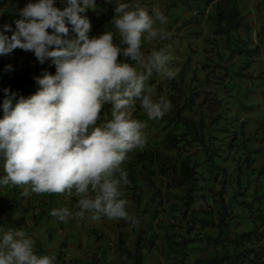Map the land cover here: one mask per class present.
Returning a JSON list of instances; mask_svg holds the SVG:
<instances>
[{
  "label": "clouds",
  "instance_id": "obj_1",
  "mask_svg": "<svg viewBox=\"0 0 264 264\" xmlns=\"http://www.w3.org/2000/svg\"><path fill=\"white\" fill-rule=\"evenodd\" d=\"M55 3L29 0L18 10L14 30L7 23L0 26V56L19 48L31 51L41 65L55 67L54 74L43 70L33 77L38 87L28 97L17 99L16 92L3 89L0 188L19 187L23 197H77L73 209L51 211L61 222L107 218L135 226L138 220L129 213L131 202L123 191L129 180L122 164L146 143V123L133 118L137 103L149 120L161 119L172 108L167 98L154 97L146 83L153 72L174 79L180 68L164 49L148 55L141 50L144 42L167 37L162 27L167 17L159 7L150 14L136 0H105L115 4L116 43L111 31L89 37L91 23L84 14L97 8L96 0H64L63 10ZM105 105L111 106V119L98 125ZM34 246L24 229L0 228V264H56L54 254L38 255Z\"/></svg>",
  "mask_w": 264,
  "mask_h": 264
},
{
  "label": "rangeland",
  "instance_id": "obj_2",
  "mask_svg": "<svg viewBox=\"0 0 264 264\" xmlns=\"http://www.w3.org/2000/svg\"><path fill=\"white\" fill-rule=\"evenodd\" d=\"M0 1L1 25L7 20L5 15L11 14L13 20L19 19L18 10L29 2V0ZM206 1L208 0H136L142 7L148 9L150 14L153 7H159L168 21L162 26L167 37L146 41L142 44L141 50L148 55L153 50L164 49L173 57V65L180 68L175 78L180 97L176 100L174 113L188 118L193 116L196 119L202 114L206 116L204 127L200 131L204 136L205 150L197 158L196 166L197 183L204 186V189L199 188L196 191L198 201H194V206L200 207L199 204H202L213 208L215 203L211 201V197H216L214 194L218 189V184L214 181L216 178L226 186L225 197L235 211V216L230 219L231 223L227 220L230 230L240 234L253 233L264 224V0H249L253 2V7L240 9V25L236 20H221L228 26L229 37L223 49L225 54L209 59L207 67L203 70L197 65L206 62L205 59L192 58L191 50L197 49L200 37H208L211 34V30L219 21L220 12H223L215 7L208 17ZM96 5L94 11L88 10L84 14L91 23L89 37H98L105 31H111L114 33V42L118 43L120 37L114 27L113 17L115 4L96 0ZM55 6L63 10L66 4L64 0H56ZM231 12L228 10V14ZM12 27L14 30L15 25ZM48 31L51 32V29ZM73 36L74 34L70 32L69 37ZM5 57H8V61L4 64L14 66L8 71L10 77L8 88L10 92L17 93V99L36 92L38 86L35 84L34 76L40 75L43 70L55 73L54 66H50L48 62L41 65L31 51L17 48ZM3 58L0 56L1 64ZM122 59V56H118V60ZM18 68L21 73L27 72L31 80L25 78L22 81H14L13 79H17L14 70ZM229 76L232 78L229 79ZM166 80L167 78L161 74L153 72L146 87L154 97L163 96L169 100L170 94L174 92L171 91V87L175 84L166 87L164 83ZM154 84L162 87L156 90ZM2 117L3 109L0 108V118ZM168 118L162 122H167ZM107 119H111L110 105H105L102 109L98 125ZM153 122L154 120L150 121L147 118L146 128H151L155 124ZM2 174L0 169V175ZM134 181L135 185H141L138 177ZM22 191L23 189L11 185L0 188V228L24 229L35 241L34 251L38 255L54 254L56 264H80L79 253L97 255L99 264H113L116 261L119 263L116 258L119 256L118 250L113 253L111 242L118 238L117 228L122 230V238L127 240L128 235L124 230L126 222L107 218H101L99 222L78 221L74 218L61 222L50 215L51 211L59 207L73 209L77 197H66L62 194H32L23 197ZM145 202L143 201L142 205L145 206ZM130 206L128 209L134 212L135 209H131ZM218 216L214 222L217 225ZM225 230L220 227L216 235H211L212 233L208 231L201 232L208 236L207 241L205 237L197 239L194 244H189L187 251L180 250L181 260L189 264L196 258V255L193 256L194 252L201 253L191 246L202 249L201 244L212 241L211 238L218 236V231L220 235L221 232L224 234ZM176 235L181 238L180 233ZM259 242L256 251L264 252V236ZM184 252L188 256L183 254Z\"/></svg>",
  "mask_w": 264,
  "mask_h": 264
},
{
  "label": "crops",
  "instance_id": "obj_3",
  "mask_svg": "<svg viewBox=\"0 0 264 264\" xmlns=\"http://www.w3.org/2000/svg\"><path fill=\"white\" fill-rule=\"evenodd\" d=\"M252 3L253 2L249 0H208L205 2V9L208 17H210L209 13L215 7L219 10H223V12H220L219 21L217 22V25L214 26V29L211 30V34L208 37H200V40H198L200 41V44L197 46V49L195 51L191 50L192 58L202 57L206 61L198 64L197 67L204 70L208 65L209 59H213L214 56L219 54H225L223 49H225V42L229 37L228 26L224 25L221 20H236L240 25V9H245L248 6L252 8L254 5ZM228 10L232 12L228 14ZM6 23L13 25L12 21ZM200 52L202 54H200ZM7 61L8 60L2 62L3 66L7 65L4 64ZM14 75H16L18 79L22 75L27 76L28 73H21V70L18 68L17 70H14ZM29 77L30 76L28 75L26 79ZM231 78L232 76H229V79ZM168 80L169 79L164 82L166 87H168ZM206 80H208V77ZM169 81H172L169 83V87L170 84L173 85L177 83L175 78ZM3 87H0V92L3 91ZM158 87L162 86L156 84L154 89L157 90ZM0 101H2L1 93ZM138 105L139 103H137L133 118L146 122L147 116ZM159 121L160 119L154 120L153 123L155 124L151 128L147 129V127L143 130L146 137L144 147L129 152L126 161L122 164V168L127 172L129 180V184L123 188L124 195L125 198L131 202V209H135L134 212H138L139 226L136 227L131 224L125 227V233L128 235L127 240L122 238V230L119 228L116 229L119 231L118 238L111 242V248L113 253L118 250L119 256H116L119 260L118 264H134V257L137 254L141 256L139 264H185L180 258V250L187 251L188 247L194 244V241L197 239H203L206 237L207 241V235H203L201 232L208 231L209 233H212H210L211 235H216V232L220 227H223L226 230L224 234L221 232L220 235V231H218V241L214 239L216 237L211 238L212 241L201 244L202 249H200V247L191 246L192 249L196 248L200 250L201 253L194 252L193 256L196 255V258L189 264H197L200 261L205 262L214 257H223L226 254L231 256L241 249L245 255L242 258L243 260L245 259V261H249L252 259L250 264H264V252L256 251L258 243H260L259 240L264 236V224L256 228L253 233L251 232L249 238H244L242 242H237L236 244L233 238L244 234V232L241 234L239 232H234L230 230V227L227 224V220L230 221L231 217L235 216V211L234 208L230 207L228 204L227 197H225L226 186L223 183L218 182L216 178L214 179L218 184V189L214 191L216 197H211V201L215 203L213 208L202 204H199L200 207L194 206V201H198V195L195 192L189 206L184 205L187 197H189L186 193V189H184L185 187L175 186L172 181L167 180V178L163 176L161 169L162 162L164 161L162 138L168 129L164 130L162 124H159ZM152 144L154 152L153 162L150 164V167H147L146 160L141 161V157L137 156V153H141L143 149L147 147H152ZM188 148L189 147H186L185 149L188 150ZM200 149H202V146L197 145L196 147L189 148V152H194L195 150ZM171 154L172 153H170V155ZM136 177L141 180V185H135L134 179H136ZM216 177H218V173H216ZM198 185H200V187L198 186L199 188L204 189V186L201 184ZM163 197L169 198L163 200ZM143 201H146L145 206L147 208L142 205ZM147 203L150 204L147 205ZM166 207L169 209H172L173 207V212H169ZM199 208H203L205 211H210V213L206 212L207 214H204L203 216V212H198L197 209ZM129 209V213L133 216L135 213L133 210ZM185 210L186 214H183ZM147 212L149 215H147ZM207 215H209V218L214 222L216 216L219 215L217 218L219 227L216 223H214L213 226L208 227L198 224V219L205 218ZM167 218L168 221L165 222L175 224L174 227L170 225L165 227L164 220ZM221 218L224 219L222 220ZM229 223H231V221ZM236 226H239V221L236 222ZM164 233H166L165 238ZM175 233H180L181 238ZM115 234L116 233L114 232V236ZM181 234H185V236H181ZM168 235H174V237L168 240ZM148 239H152L153 243L149 242ZM172 240L175 242H171ZM136 245L138 247H136ZM136 249L138 250L136 251ZM183 254L187 255L186 252ZM126 256L128 258H126ZM79 257L80 264H99L97 255L92 256L91 254L83 255L79 253ZM113 264H117V261ZM222 264H231V261L225 259Z\"/></svg>",
  "mask_w": 264,
  "mask_h": 264
},
{
  "label": "trees",
  "instance_id": "obj_4",
  "mask_svg": "<svg viewBox=\"0 0 264 264\" xmlns=\"http://www.w3.org/2000/svg\"><path fill=\"white\" fill-rule=\"evenodd\" d=\"M0 4L2 5L1 1H0ZM1 5H0V9H1ZM5 16H6L5 18H7V20L4 21V23L9 22V21L13 22L15 20V19L14 20L12 19L11 14H8ZM0 26H2L1 22H0ZM3 57H4L3 62L8 60V57H5V56H3ZM8 75L9 74H8V71L5 70V66H3V64H1V62H0V87L1 86L3 87V85H4L3 89L8 88L10 86V83L8 82L10 77H8ZM27 76L22 75L20 78L14 80V81H16V82L22 81ZM27 79L31 80L30 77ZM169 83H167L168 86H169ZM171 86H172V84H171ZM178 89L179 88L176 86V84L173 85V87H171V91L174 90L173 94H170V96H169L170 97L169 101L172 104V108L159 121V123H161L164 119H167L169 117L168 118L169 120L167 122L161 123L162 128L164 130L168 129L162 138L164 161L162 162L161 169L163 172V176L166 177L167 180L172 181L175 186H179V187L184 186L185 187L184 189H186V193L189 197H187L184 205L189 206V204L192 202V197H193L194 192L197 193L196 191H198L197 189H199V187L197 186L198 185V183H197L198 177H196V176H198V175H197L196 166L198 165L197 158H199L201 156L200 153H202L205 150L204 141H203L204 136L200 131L204 127V124H205L204 119L206 116L204 114H202V116L199 119H193V116H192V118H188V117L181 115V114H178V113L175 114L174 110H175V107L177 104L176 100L180 97V94L178 93ZM1 97H2V101H3V99H4L3 91L1 92ZM159 97H161V96H159ZM206 115H207V113H206ZM171 116H172V118H170ZM197 145H201L202 149L195 150L194 152H189V148L196 147ZM186 147H189L188 150L185 149ZM170 153H172V154L170 155ZM153 155H154L153 144H152V147H147V148L143 149V151L141 153L140 152L137 153V156L141 157V161L146 160L145 162L147 163V167L151 166L150 164L153 162V157H154ZM167 198H169V197H163V200H165ZM170 207H171V205H170ZM166 209L169 212H171V211L173 212V207H172V209H169L166 207ZM197 210H198V212H203V216H204V214L210 213V211H205V210H203V208H199ZM183 214H186V210L183 212ZM133 217H135L136 219L138 218V216L135 214L133 215ZM221 219L223 220L224 218H221ZM165 221L167 222L168 218L164 220L165 227H167L168 225L173 226V227L175 226V224H172L171 222L166 223ZM123 222H126V221L123 220ZM198 224H201L202 226L208 227V226H213L214 221L211 220L210 218H207V217L204 218L203 217V218L198 219ZM124 225L128 226L131 224L129 222H126ZM136 227H138V226H136ZM250 234H251V232L241 234L238 237L233 238V240L237 244V242H242L244 240V238H249ZM165 236H166V233H164V238H165ZM173 237H174V235H168L167 236L168 240H170V238H173ZM218 237L219 236H217L214 239L216 241H218ZM148 241L153 243L152 239H148ZM171 242H175V241L172 240ZM136 247H138V246L136 245ZM137 250L138 249H136V251ZM244 256L245 255L243 253V250L241 249L240 251H238L237 253H234L231 256L226 254L223 257H218V258L214 257L208 261H205V262L200 261V262H202V264H222V262L225 259H227V260L231 261V264H250V262H252V259H250L249 261L248 260L245 261V259L244 260L242 259ZM140 259H141L140 255H138V254L135 255L134 264H139Z\"/></svg>",
  "mask_w": 264,
  "mask_h": 264
}]
</instances>
